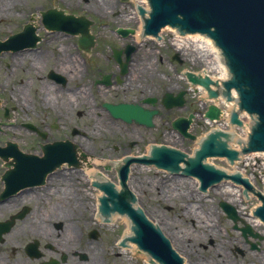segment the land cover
I'll use <instances>...</instances> for the list:
<instances>
[{"label":"flooded vegetation","instance_id":"obj_1","mask_svg":"<svg viewBox=\"0 0 264 264\" xmlns=\"http://www.w3.org/2000/svg\"><path fill=\"white\" fill-rule=\"evenodd\" d=\"M43 1L44 3L38 6L28 5L27 9L16 11L15 7L20 6L21 3L14 0L8 6L10 8L8 11L1 12L4 13V19H0V24L11 25L15 20L18 25L24 27L41 23L44 25L43 30L52 37L46 41L43 38L44 33L36 27V33L40 37L37 48L21 50L18 53L25 56L18 58L19 60L16 58V63L21 66L22 62L32 57L29 53H25L29 51L36 56L34 60L31 59L32 63L25 65L26 70L22 73L40 76L35 83L40 84L45 110L36 112L31 103H26L29 98H26L23 92H17L13 85L12 88L10 87L13 81L11 76L15 72L9 71V74L1 75L4 79H0V108L3 105L6 110L0 116V122L7 125L0 134H9L5 129L25 130L31 135L33 142H37L36 146H31V152L28 154L39 152V157H42V154L47 152L53 158V165L56 167L37 171L38 178L23 181L21 179L23 175H31L35 171L21 170V164L16 161L15 156H10L6 161L0 156L3 162L0 164V264H142L141 262L148 264L139 252L134 253L121 247L119 241L122 234L119 236L116 232L117 220L111 217H98L101 205L94 197L96 191L93 184L89 183V175L86 176L82 168L85 161L90 159H98L104 163L117 162L132 154L135 148L146 143V138L141 134L144 129L150 132L151 137L157 136L155 131L160 127L156 121L161 117L154 118V128L134 124L136 129H133L131 135L139 136L127 141H116V145L103 150V152L109 151L103 155L98 154V149L94 146L93 152L89 151L93 142H103V139L84 127L86 125L80 124L79 119L82 120L84 117L82 108L87 104L76 101L82 92L92 94L93 88H99L98 92L102 94L100 97H103L105 91L111 90L122 91L121 93L130 96L131 100L104 101L96 109L97 112L105 111L107 115L105 112L104 115L95 113L100 122L94 125L103 126L102 128L106 126L108 129L105 130L109 132L114 125H110L107 118L114 120L113 122L125 123L110 114L104 105L107 103L140 104L150 110L162 108L164 115L168 116L173 109H165L161 102L166 94L159 98L155 92L158 72L154 70V58H149L151 55L148 53V48L152 46L146 41L137 42L136 34L139 30L140 18L137 21L131 18L135 15L133 7L129 9L130 12L133 11L131 14L121 11L131 17L129 19L124 16L127 22L122 20L124 23L120 24L115 18L125 14L112 8L113 5L117 6L115 0H110L109 4L106 3L107 0ZM59 2H63L64 5ZM65 3L68 4V8H65ZM78 8H81V11L77 10ZM50 11L58 13L46 15ZM6 12L18 18L13 20ZM68 16L91 21L89 31L93 35L95 44L90 50L81 46L82 34L72 35L45 27L48 21L63 20ZM108 33L114 41L118 40V45L106 41ZM68 37L76 39L74 52H70L72 45L65 48L66 43L63 45L64 50L58 47L55 49L56 53L51 52V48L43 47L44 44L51 45ZM8 53L5 52L4 55ZM178 56L180 58L178 64L183 66L185 59L181 58V54ZM93 57H99L100 61ZM34 62L36 67L33 66ZM164 62L165 59L159 58V63ZM170 62L171 59L167 61L169 64ZM157 70L160 76L168 75L164 74V70ZM184 73L185 70L180 71L182 77ZM162 79L168 86L177 89V93H173L185 91L181 85L174 87L173 80ZM22 82L23 80L20 84ZM88 84L92 87L88 88ZM124 86L130 87V94L123 90ZM23 87L20 90L29 88H26L27 85ZM146 99L152 104L144 105ZM155 99L157 104L153 102ZM184 100L186 101L184 108L190 111L191 106L186 95ZM10 101L16 102L17 106L21 105L20 108L25 116H28L27 120L12 118L11 112L16 110L15 106L8 108ZM93 101L95 102L94 97ZM31 111L33 112L28 115ZM7 144L0 145V148L7 149ZM18 149L27 153L21 145ZM122 153L126 155L121 156ZM10 159L12 162H9ZM119 167V165L114 167L96 164L93 169H97L99 173H110L118 171Z\"/></svg>","mask_w":264,"mask_h":264},{"label":"water","instance_id":"obj_2","mask_svg":"<svg viewBox=\"0 0 264 264\" xmlns=\"http://www.w3.org/2000/svg\"><path fill=\"white\" fill-rule=\"evenodd\" d=\"M151 1L154 12L147 27L151 33L159 32L165 25L181 24L190 32L210 33L223 48L237 77V80L227 84L226 88L239 89L241 108L250 114H257L260 119L251 137V148L245 151L252 152L256 149L264 152V0ZM212 28H215L214 32L211 31ZM22 36L16 35L5 43L0 42V52L5 49L20 48ZM189 38L188 36L187 39ZM218 50L220 51L219 48ZM189 79L210 90L212 96H218V93L212 92L211 86L214 83L210 78H197L189 74ZM209 110L207 117L210 120L217 119L220 111L214 107H210ZM116 113L128 119L138 113L146 120V124H149L153 114H156L145 112L139 107L134 109L128 105H120L116 108ZM190 121L179 119L174 122V127L180 129L185 136L193 138L194 136L186 132L190 127ZM232 122L242 126L236 113L232 115ZM232 136L235 144L236 137L234 134ZM222 137L229 139V135L224 132L212 133L203 142L201 150L196 152L194 158L176 149L162 146L155 147L151 157L142 161L156 164L159 168L170 172L182 171L187 176H196L201 180L202 191L214 186L215 183L222 182L224 178L242 183L251 190L252 186L246 179L243 180L241 175L230 176L203 163L207 158L212 157H228L232 164L238 159L239 153L230 150L228 142ZM2 153L5 154L4 151ZM21 161L30 160L22 157ZM208 162L221 169L225 168L228 172H234L238 168L239 171L252 177L257 186L264 190V154L251 156L234 168L224 159L213 158ZM181 163H184L185 167H182ZM134 171L130 186L139 199L140 208L171 240L173 248L184 258L185 264H264V223L261 224L260 219L254 215L260 202L251 193L247 198L241 187L224 182L201 194L196 179L178 178L152 168L134 169ZM127 175V170L121 174L123 187L128 181ZM250 182L253 183L251 178ZM106 190L112 197H117L112 189ZM133 201L136 199L133 198ZM221 202H227L237 209L243 223L239 222L237 225L246 227L242 229L244 234L240 229H235L236 226L220 206L237 222L240 218L235 209ZM121 205L123 209L117 208V210L127 211L136 221L139 232L135 241L141 248L151 251L166 264H183L178 254L171 249L168 240L145 216L138 214L124 201ZM257 215H261L264 219V207L258 210ZM114 217L118 218V215ZM251 227L258 235L255 236L257 238L245 236L248 232L252 233ZM259 236L261 238H258ZM252 244H255V248ZM133 247L134 244H131L130 248Z\"/></svg>","mask_w":264,"mask_h":264},{"label":"rangeland","instance_id":"obj_3","mask_svg":"<svg viewBox=\"0 0 264 264\" xmlns=\"http://www.w3.org/2000/svg\"><path fill=\"white\" fill-rule=\"evenodd\" d=\"M17 2H19V4L21 3L20 6L15 7V10H21V9H27L28 5L31 7H35L38 6L42 3H44L43 0H16ZM122 0H115V2L117 3L116 5H113L112 8L118 9L120 11V13H122L121 11H126L128 14L132 13L133 11L131 10L130 12V7L131 5L133 6V4L130 2L128 3H121ZM57 2V1H56ZM55 2V3H56ZM61 5H64V3L59 2ZM27 6V7H26ZM68 4L66 5L65 3V8L67 7ZM109 9V7L107 8ZM126 9V10H125ZM77 10L81 11V8H78ZM3 11H0V13ZM21 12V11H20ZM6 14L9 16V18L17 19L18 16L16 15H12L9 14L8 12H6ZM125 14V13H122ZM3 15V14H2ZM124 16H126V18H129L131 16H127V14L122 15L119 18H115L117 21H119V23H124L127 22L124 19H126ZM124 22H123V21ZM17 20H15L14 23H12L11 25L8 24H0V40L5 41V38L7 39L9 36L13 35H17L19 33H21L24 29L23 25H18ZM135 25V24H134ZM35 27L39 28L43 33V38L47 41L48 39H50L52 36H49V34L43 30L44 25L43 24H39V25H34ZM38 29V30H39ZM110 34H107L106 37V41L108 43H114L116 45L119 44L118 40H113L112 38H110ZM44 42V41H43ZM42 42V43H43ZM46 43V42H45ZM64 43H66L65 48H69V45H72V50L70 52H74V44H76V39L72 38V37H68V38H63L58 40L57 42H55L54 44L51 45H47L44 44L43 47H45V49L51 48L52 50H50L51 52H55L56 48H61L62 50H64ZM150 43V45L152 46V48H148L147 49V44L145 45V49H147L146 53H150V57L149 58H154V70H156L158 72V76L155 84L156 87V91L157 95L159 98H161L164 94L167 93V91H171V92H176L177 93V89L176 88H171L170 86H168L166 83H164V81L162 80L163 76L159 75V71L157 69H161L164 70V74H168L166 76H164L163 78H168L170 80H173V86L177 87V86H182V88H184L185 92H186V96L187 99L189 101L190 104V111L193 112V114L195 115V120H194V125H193V132L194 134H196L198 137H201V135H203L204 133H206L207 131H209L212 128V125L210 126L208 121H205L203 119V115L204 113L207 111L208 109V104H204L202 103V94L200 92H196L194 90H190L189 88V84L187 83L186 80L183 79V77L180 75V71L181 70H194V71H202V70H207L209 63L208 60H206V57L201 55L199 58H201L200 61H196L194 59L193 56H191L190 54H185V51H179V53L181 54V58L185 59V64L183 66H180L178 64V62H174L172 57L177 53L178 49L175 47H172L170 44H172V40L170 37L167 38V41L165 43V45L163 46L162 44H157L154 42H148V44ZM155 46V47H154ZM162 46V47H161ZM154 47V49H153ZM56 53V52H55ZM153 53V54H152ZM168 54V55H167ZM3 56H0V79L3 80L4 78L1 77V75H5L6 73L9 74V67H11L12 69H15V74H13L11 77H13V81L12 83H10V87L12 88V85L15 87V89H17V92H23L25 94L26 98L28 99V102L26 103H31L33 108L36 110V112H40V110H45V108L43 107V100H42V93L40 92V84H37L35 82H37L39 80V77L37 74H23L22 71L26 70L25 65H29L31 62V59H27L26 62H22L24 64L21 63V66L19 64L16 63L17 59H15L14 56H12L10 53L8 54H2ZM95 60L100 61L99 57H93ZM159 58L160 59H165V62L163 64L159 63ZM171 59L170 64L167 63V61ZM19 60V59H18ZM10 65L9 67L7 65ZM33 66H35V62L33 63ZM36 67V66H35ZM33 68V67H32ZM210 69V68H209ZM16 75V77H15ZM21 80H23V82L20 84ZM29 80V81H28ZM32 80V82L30 81ZM28 81V83H27ZM143 82V81H141ZM26 88L28 89H23L20 90V88H24L23 86H26ZM92 85L88 84V88H91ZM123 90H126L128 94L131 93L130 91V87H122ZM14 89V88H13ZM99 88H93L92 90V94L91 93H83L82 95H79V99L78 101H76L77 103H86L88 108L83 107L82 108V113H84V117L82 120L79 119L80 124H84L87 127V129L91 132H94L95 135L97 137H100L103 139V142H93L92 143V149L89 151L93 152V146L97 147L98 149V154H103L106 155L107 153H109V151H104V149L109 148L113 145H116V141H121V140H128V139H134L137 138L139 135L137 134V136L131 135V133L133 132V129H136L135 125H128V124H123L120 121H115L112 119H108L110 121V125H114L111 126L109 128H111L112 130L109 132L107 129V127L105 126V128H107L105 130V128L102 127H96L94 124H99L100 120L98 119V116L95 114H105V111H98L96 109L99 108L100 104H102L104 101H125V100H131V97L128 96L126 93H121L122 91H118V90H111L109 92H104L103 97L101 93L98 92ZM77 97V96H76ZM75 97V98H76ZM93 97L95 98V102L93 101ZM7 99V98H6ZM31 100V101H30ZM6 104V103H5ZM29 104V105H31ZM85 105V104H84ZM15 106V110L16 111H12L11 115L13 119L16 120H27V117L25 116L24 111L20 108L21 105L17 106L16 102H9L8 104V108ZM161 107V104H160ZM4 106L2 105L0 108V116L4 113ZM161 110V115L159 117L161 118H157V123L158 126L160 127V129L158 131H155V133L157 134V136L155 138L151 137L150 132L145 131V129L141 132V134L144 136V138H146V143L143 144L141 147H137L135 148L132 153L138 154L139 152H144L147 150V146L149 142H157V143H164L167 145H171L177 148H181L182 150H184L186 153L191 154L193 152V150L196 149V143L192 142V141H188V140H183L182 138H180L179 136H177L175 133L170 132L171 130V122L178 119L181 116H187L189 114V110H187L186 108H178V109H173L172 111H170V114L168 116L164 115L163 109L160 108ZM33 111L29 112V114H31ZM54 112V111H52ZM105 112V113H104ZM91 114V115H90ZM107 115V113H106ZM77 119V116H75ZM103 120V119H101ZM91 125H94L93 127ZM98 129H100V131H98ZM5 131H7L9 134H0V145L5 146L6 143H8L9 141L11 142H18L20 143V145L22 146V149L24 151H26L27 153H30V148L31 146H36L37 142H33L31 135L27 134L25 132V130L22 131H18V130H13V129H5ZM22 132V134H21ZM236 135L237 133H239V135H243V133L240 130H236ZM131 136H130V135ZM21 136V137H20ZM20 137V138H19ZM105 140V141H104ZM236 144V143H235ZM234 145V144H233ZM40 151V150H39ZM36 154H40L39 152ZM126 155V153H122V155ZM2 160L0 159V164H2ZM110 175H113L110 173ZM112 179V178H111ZM87 180H85L86 182ZM117 230L116 232L118 233V235L120 236L121 234L125 233L126 231V226L125 223H123L122 221H120V223L117 224ZM116 228V227H114ZM112 229V228H111ZM142 264H144L143 262H141Z\"/></svg>","mask_w":264,"mask_h":264},{"label":"bare ground","instance_id":"obj_4","mask_svg":"<svg viewBox=\"0 0 264 264\" xmlns=\"http://www.w3.org/2000/svg\"><path fill=\"white\" fill-rule=\"evenodd\" d=\"M13 1L14 0H0V11H3V10L8 11L10 9V8H8V6ZM109 2H110V0L106 1L107 4H109ZM14 3H13V5H14ZM137 3H138V5L143 4V3L147 4V0H141L140 3L139 2H137ZM2 14H4V13H0V16H2ZM134 14L136 15V9L134 11ZM135 15H133L131 18H133L134 21H137L139 18H137V16H135ZM189 37L190 38L189 39L186 38L185 41H183L184 39H179L178 37H175L173 39H174V41H176L175 45L177 47L184 48V50L187 51L194 58L198 59L199 57H201L200 56V53H201V55L205 56L206 60H208V63L210 65L211 69H215L216 72H218V75H219V73L222 72V76H223V78H225L226 77V74H225L226 71L224 72V70H226L227 68L225 69V67L222 66V64H221V58H222L221 57V51H219L218 48L215 47L211 43V41H209L208 39L207 40L202 39V36H198V37L197 36H189ZM136 39H137V42L139 43L140 41L138 39L137 34H136ZM28 53L30 55H32L31 59L34 60L36 56L33 55L29 51L25 54H28ZM12 56H14L15 59L16 58L18 59L20 57H24L25 55L16 53ZM199 59H201V58H199ZM157 76L158 75L156 74V77ZM163 81H164V83L166 82L165 80H163ZM203 97L206 98V95H204ZM206 100H208V99L206 98ZM210 104H211L210 107H214L220 111V114L217 118L219 121L218 123H221L222 120L227 121V115L230 112L231 108L234 107L233 104H231V105L228 104L229 105L228 109H226V107L222 106V104H223L222 100H220V102L219 101L216 102V100H213L210 102ZM215 123H217V122L213 121V122H211V125H214ZM227 125H229L228 121H227ZM246 126H248V124H246ZM246 132H248V130H246L244 132L245 134H243V137H241V135H238V136L236 135V140L240 139V138L244 139ZM195 141H196L195 147L198 148L197 142H199L200 139H196ZM9 162H12V160L10 159ZM99 163H100V160H98V159H94V160L90 159V160L85 161L82 169H83L84 173H86V176L90 175L91 178L93 179L92 175L95 173V171H94L95 169H93V168H94V166H96V164H99ZM121 217H122L121 220L126 224V229H127L126 231L127 232H126L125 236H126V238H131L134 235L133 226H131V221L128 219L125 220L123 218V216H121ZM114 220H116V218ZM133 249H136V245H134ZM133 252L136 253L134 250H133ZM142 258H144V257H142Z\"/></svg>","mask_w":264,"mask_h":264}]
</instances>
